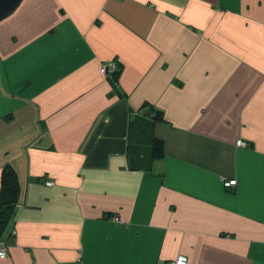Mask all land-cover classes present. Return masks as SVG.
Listing matches in <instances>:
<instances>
[{
    "label": "crops",
    "instance_id": "crops-1",
    "mask_svg": "<svg viewBox=\"0 0 264 264\" xmlns=\"http://www.w3.org/2000/svg\"><path fill=\"white\" fill-rule=\"evenodd\" d=\"M6 164L0 264H264V0H21Z\"/></svg>",
    "mask_w": 264,
    "mask_h": 264
},
{
    "label": "trees",
    "instance_id": "trees-1",
    "mask_svg": "<svg viewBox=\"0 0 264 264\" xmlns=\"http://www.w3.org/2000/svg\"><path fill=\"white\" fill-rule=\"evenodd\" d=\"M116 70H113L114 73ZM155 118H162L160 112L156 111ZM151 154L153 157H158L162 154V142L154 138L151 144ZM19 193L17 175L14 169L6 164L3 166L0 176V237L10 220L14 211Z\"/></svg>",
    "mask_w": 264,
    "mask_h": 264
},
{
    "label": "built area",
    "instance_id": "built-area-1",
    "mask_svg": "<svg viewBox=\"0 0 264 264\" xmlns=\"http://www.w3.org/2000/svg\"><path fill=\"white\" fill-rule=\"evenodd\" d=\"M115 67H116V62L115 61H111L109 63V65H105V64H102L100 66V71L103 73V72H107V71H113L115 70ZM239 145H243L245 144L244 141H238L237 142ZM236 182L235 179H227V180H224V185L225 186H232L234 185ZM49 183V182H47ZM7 255V250H6V245L4 243V241L2 239H0V257H5ZM187 263V258L186 256L184 255H179L177 256L172 262L171 264H186Z\"/></svg>",
    "mask_w": 264,
    "mask_h": 264
},
{
    "label": "water",
    "instance_id": "water-1",
    "mask_svg": "<svg viewBox=\"0 0 264 264\" xmlns=\"http://www.w3.org/2000/svg\"><path fill=\"white\" fill-rule=\"evenodd\" d=\"M20 2L21 0H0V20L12 13Z\"/></svg>",
    "mask_w": 264,
    "mask_h": 264
}]
</instances>
